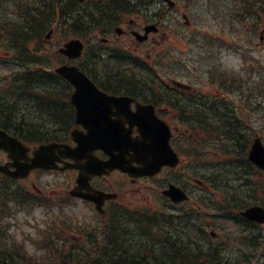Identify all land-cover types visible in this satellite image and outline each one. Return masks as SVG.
<instances>
[{
    "label": "flooded vegetation",
    "instance_id": "1",
    "mask_svg": "<svg viewBox=\"0 0 264 264\" xmlns=\"http://www.w3.org/2000/svg\"><path fill=\"white\" fill-rule=\"evenodd\" d=\"M173 1L171 10L168 3L162 0L100 1L91 13L94 16L98 15L96 22L101 23L99 32L106 35L102 42V56L109 55L112 48L115 47H119L121 51L126 49L125 51L130 56L131 54L135 56V44L137 42L134 38L135 32L144 33V25L148 23L168 22L175 13L177 19L184 16V0ZM159 30L157 28L156 32ZM157 34L148 33L145 37L147 38L146 41L144 40L140 44H147L148 40L156 41L154 36ZM134 81L133 79L124 81L128 83L119 86L133 92V84L131 83ZM209 84L207 86L211 89L205 88V90L200 87L182 90L174 84L168 85V88L173 91L196 92L194 97L198 98L197 108L192 112L185 110V95H127L133 99L130 104L131 107L135 109L137 103H149L152 105L155 114L168 124L171 131V146L179 156L177 167H163L158 174L150 177L129 178V181L123 185L119 178L120 172L117 170L111 172L113 176L111 179L108 176H92L89 179L92 188L109 193L103 199V214H99V220L103 222L100 233L105 232L108 239L113 237L118 240L139 235L142 239L140 238L137 242L133 238L131 243L138 246L136 248L137 254L134 255L141 260L151 262L157 259L163 261L169 259L170 256L172 258L170 260L183 259V256H179V254L170 255L169 247L184 248V246H190L195 249L196 253L200 252L201 248L222 247L225 253V261L264 264V222H256L241 216V211L249 207H258L264 210V170L247 160L246 156L240 157L236 151L235 153H228L226 156L225 149L219 141L220 136L217 135L221 127L214 126L211 129L205 126L185 128L182 125L184 117L189 113L196 118L204 114V111L201 110L204 105L203 99H211L213 91L215 94L213 100L210 101L211 111L201 118L211 117L213 124H215V120L224 111L231 112L232 94H229L232 92L231 86L226 85L224 87L226 94H222L220 93L221 89ZM234 97L238 98L237 96ZM63 107L66 114L72 109L69 100L65 102L64 106L59 105L60 111L58 110L54 117L55 123L47 126L45 131L59 135L54 141L74 146L70 132L73 128L80 130L83 128L78 125L73 126L63 117ZM228 131L222 134H226ZM205 133L213 134V149L205 150L204 156L206 158H200L198 153L188 151L194 149V144L200 143L201 134ZM95 154L99 158H106L100 150H96ZM60 159L62 160V157ZM5 161H7L6 154L0 151V162ZM206 165L211 166L210 174L204 179H200V172H202L200 168ZM62 173H68L63 182V185L67 186L65 188L66 200L83 201L69 194V190L76 186L78 170L69 169ZM226 181H228V193L230 195L227 199V206L218 208V211L213 208L210 212L208 205L203 203L202 197L207 200L211 191L220 192L222 189L224 191ZM168 184H174L184 189L189 194L188 201L175 203L162 196L163 206L152 207L151 204L154 199L151 192L153 190L158 192L160 189L166 188ZM135 185L137 186L136 189H134ZM31 186L34 184L32 183ZM196 192L199 198L192 201ZM191 201L194 205L188 204ZM87 203L94 206L89 201ZM108 215L115 222H113L111 231L104 226L105 218ZM142 217L151 218L153 222L138 224L137 219L141 220ZM224 217H228L233 223L231 227H223L229 238L224 236L220 228H216L218 222L224 221ZM241 242L244 245H254L252 252H257V254L246 253V248L241 246ZM187 255L190 256V253ZM213 261L217 262L216 253H214Z\"/></svg>",
    "mask_w": 264,
    "mask_h": 264
},
{
    "label": "trees",
    "instance_id": "2",
    "mask_svg": "<svg viewBox=\"0 0 264 264\" xmlns=\"http://www.w3.org/2000/svg\"><path fill=\"white\" fill-rule=\"evenodd\" d=\"M59 5L57 10L63 14H66L67 20H73L77 28L82 26V23L86 24L91 22L94 18V15L91 12H88L87 16L82 13V6H79L74 3V0H56ZM228 3V11L232 14H236L239 11L245 12L246 15L254 17L256 21L250 18V23L255 24V22H259V20L264 19V0H226ZM225 0H217L215 3V15L225 16L223 11L222 5ZM56 10L54 7H45L41 8L37 17L36 21L34 22V18L27 17L26 22L31 23L29 26L23 24L22 26H17L8 24V29L6 32L2 34L3 37L0 36V48L10 49L12 54H16L19 61H24V68L22 69V74H14L13 75V82L12 85L15 87L13 88V95H11L12 99L16 97L18 92V87L21 85L23 92L26 93L28 96L33 97L35 92L33 91L34 85H40L46 80H49L50 74L44 71V69H37L35 68L36 65H40L42 63V56H41V48L37 46L31 48L30 43L35 40L36 43H40L42 45L43 40V32L47 28L49 23L53 21V13ZM26 16V14H25ZM263 16V17H262ZM57 21V20H56ZM60 25L63 27L66 26L65 21H58ZM255 28V26H252ZM39 31V36L37 38H32L31 36H38L32 35V32ZM31 34V35H30ZM6 43L4 47L3 44ZM32 65V70L31 66ZM250 73V72H249ZM251 74V73H250ZM251 76H249L250 78ZM256 79L258 76L255 77ZM259 79L262 80L264 83V76H259ZM32 88V89H30ZM19 91V94L23 93ZM22 99L25 98V94ZM17 111L14 110V106H7L2 107L0 104V122H2L5 127L7 124H16L15 126L17 129V134L22 136L21 138H28L30 141H42L43 139H47L48 136H45L42 133V127L37 126L34 123L26 120L21 115L19 119V123L16 122L17 119ZM32 121V120H31ZM230 127H235L234 120L230 122ZM234 137L236 136V132L234 128H232ZM17 135V136H18ZM18 136V137H19ZM243 137L242 135H240ZM246 139V138H245ZM249 139V138H247ZM245 141H241L237 143L238 150L243 148V144ZM20 190L17 185L8 183L7 181L0 182V199L4 201L6 199L7 193L15 192ZM6 208L5 203L1 202L0 205V217L2 216V211ZM3 238L0 237V240ZM110 249L107 251H103L101 249V245L94 246L92 248H73V251L70 253L61 254V259L58 263L55 264H202V263H211L214 257V251L216 249L217 255V262L218 264H232L231 261H225L224 253L220 251L219 248H211V249H204L198 253H196L195 249L190 246H184V248L169 247L168 252L169 254H175L179 256H183V259H172L171 256L169 259H165L163 261L154 259L151 262L141 260L138 256L134 255L137 254L136 248L134 246H124L127 242L118 240L116 238H110ZM2 246L0 245V249ZM190 253V256L187 254ZM3 255V252H0V256ZM178 256V257H179ZM177 257V256H176ZM191 259V260H190ZM169 260V261H168ZM167 261V263H162ZM0 264H30L27 258L22 257L16 249H12L11 252H8L0 259ZM239 264V263H233Z\"/></svg>",
    "mask_w": 264,
    "mask_h": 264
},
{
    "label": "rangeland",
    "instance_id": "3",
    "mask_svg": "<svg viewBox=\"0 0 264 264\" xmlns=\"http://www.w3.org/2000/svg\"><path fill=\"white\" fill-rule=\"evenodd\" d=\"M199 23L192 21V23L190 24L191 26L189 27L188 31H185L181 24L179 28L177 27L175 23H169V27L168 28L166 27L165 30H168L169 35L165 34L163 36L164 44L162 45V47L166 49V51H168L169 53L166 56V59L163 61L164 63L163 69L165 70V72H167L168 70L171 71V69L180 70L181 68H183V64L181 63V60L183 58L190 60L191 58L194 57V59L196 60V57H198V55L196 54L191 55L189 53V49L192 47V45L190 42L186 41L185 33L194 31L196 33V36H198L200 33L202 34L201 29L206 30L207 32H210L211 30L215 29V27L210 23L201 24V21H199ZM179 31H182L181 36L176 34V32H179ZM62 33L63 32L61 31L59 32L54 31L51 34L50 38L48 39L47 45H45L48 53L50 52L49 63L51 64V66L56 65L58 62H60V60H62V58L59 55H57L55 52L53 53L54 48L58 47L62 42L67 40V38H65V36L62 35ZM255 38H257V34ZM258 52L264 56V48H259ZM218 58H220V61H222L223 66L228 69L232 67H237L240 63V60L242 61L241 56H239L236 52H233L232 50L221 51V53L218 54ZM1 69L3 68L0 67V70ZM187 69L190 70V67H187ZM159 72L160 71H158V74ZM263 76H264V73H263ZM58 176L63 179L67 178V174L58 175ZM32 179L39 180L43 186H47L49 184L47 177L44 175H34ZM46 189L57 190V191H53L54 195H57L60 192L59 186L50 187V188L48 187ZM65 210L67 211V209ZM72 210L76 214H78V216H81V214H83L84 212H87V209L85 207H82V208L76 207ZM22 220H23V217H20L17 220V223L21 224ZM29 230L31 229H26V226H22L18 231L21 235L23 232L26 233Z\"/></svg>",
    "mask_w": 264,
    "mask_h": 264
},
{
    "label": "water",
    "instance_id": "4",
    "mask_svg": "<svg viewBox=\"0 0 264 264\" xmlns=\"http://www.w3.org/2000/svg\"><path fill=\"white\" fill-rule=\"evenodd\" d=\"M80 50V43L77 40H71L67 44H65V49H61L64 53H67L69 56H75L79 53ZM58 72H60L62 75L68 77L70 80H72L78 87V91L75 93L74 102L76 103L78 107V115L81 117L83 116V105L86 103V96L90 93V90L84 89V83L80 82L81 76L76 73V71L72 68H67L65 66L58 69ZM0 137L2 139H5L4 143L1 144L4 149L7 151L13 149L15 146H20L17 141L13 138H10L6 136L4 133L0 132ZM52 146H40L35 152L33 157L30 159V161H26L21 163L20 165H16V169L12 172H9L13 176H22L28 173V171L35 167H43V168H49L51 157L49 152L53 151ZM0 170L2 172L7 173L8 171H5V167H0Z\"/></svg>",
    "mask_w": 264,
    "mask_h": 264
},
{
    "label": "bare ground",
    "instance_id": "5",
    "mask_svg": "<svg viewBox=\"0 0 264 264\" xmlns=\"http://www.w3.org/2000/svg\"><path fill=\"white\" fill-rule=\"evenodd\" d=\"M110 242L109 241H107V240H105L102 244H101V249L103 250V251H107V250H109L110 249Z\"/></svg>",
    "mask_w": 264,
    "mask_h": 264
}]
</instances>
